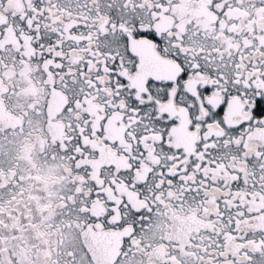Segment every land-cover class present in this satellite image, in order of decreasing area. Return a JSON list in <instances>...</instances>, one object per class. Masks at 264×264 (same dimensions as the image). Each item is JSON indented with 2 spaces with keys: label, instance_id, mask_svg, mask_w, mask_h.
Returning <instances> with one entry per match:
<instances>
[{
  "label": "snow or ice",
  "instance_id": "obj_1",
  "mask_svg": "<svg viewBox=\"0 0 264 264\" xmlns=\"http://www.w3.org/2000/svg\"><path fill=\"white\" fill-rule=\"evenodd\" d=\"M0 264H264V0H0Z\"/></svg>",
  "mask_w": 264,
  "mask_h": 264
}]
</instances>
